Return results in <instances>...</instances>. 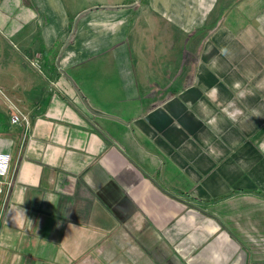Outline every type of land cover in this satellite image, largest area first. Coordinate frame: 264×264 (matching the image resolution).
I'll list each match as a JSON object with an SVG mask.
<instances>
[{
    "label": "crops",
    "instance_id": "0c3cea01",
    "mask_svg": "<svg viewBox=\"0 0 264 264\" xmlns=\"http://www.w3.org/2000/svg\"><path fill=\"white\" fill-rule=\"evenodd\" d=\"M78 1L0 0V264H264V0Z\"/></svg>",
    "mask_w": 264,
    "mask_h": 264
},
{
    "label": "built area",
    "instance_id": "2783aa9c",
    "mask_svg": "<svg viewBox=\"0 0 264 264\" xmlns=\"http://www.w3.org/2000/svg\"><path fill=\"white\" fill-rule=\"evenodd\" d=\"M27 64L34 70H39V62L36 58H26ZM0 97L7 116V124L9 127H18L22 130L19 142V148L22 147L27 139L30 131V121L27 114L10 98L3 94L0 90ZM9 159L6 155L0 156V177H4L9 168ZM5 178V177H4Z\"/></svg>",
    "mask_w": 264,
    "mask_h": 264
},
{
    "label": "rangeland",
    "instance_id": "374dc122",
    "mask_svg": "<svg viewBox=\"0 0 264 264\" xmlns=\"http://www.w3.org/2000/svg\"><path fill=\"white\" fill-rule=\"evenodd\" d=\"M109 1H113V0H109ZM255 1H257V0H254V9H256V6L258 5V3H256ZM78 2H80V5H82V7H85L87 5H93L94 3H97V4L107 3V0H80ZM10 128H12V127H10ZM13 128H18V127H13ZM16 130H18V129H16ZM8 166H9V168L7 170L6 175L4 176L5 178L0 177V217L4 214V212H3L4 210H1V209L3 208V205L5 203V197L7 196V192H8L7 190L10 187L9 183L11 181V179H10L11 178V170H12L13 166H11L10 162L8 163ZM115 241L117 243L119 241V239H115ZM144 256L147 257L148 255L145 252H143L141 254V257L144 258ZM180 257L182 260L184 257H186V255H184V256L180 255ZM247 258L248 259L245 263H248V264L254 263L253 262L254 261V255H252V257H250V260H249V255H247Z\"/></svg>",
    "mask_w": 264,
    "mask_h": 264
},
{
    "label": "clouds",
    "instance_id": "9594fccd",
    "mask_svg": "<svg viewBox=\"0 0 264 264\" xmlns=\"http://www.w3.org/2000/svg\"><path fill=\"white\" fill-rule=\"evenodd\" d=\"M218 51H219V54L225 55L226 52H227V49L226 48H220ZM233 87L234 88H239L240 87L239 82L234 83ZM217 92H218V89H216V88L211 89V91L209 93L210 97L215 95ZM208 124L210 126L215 125V121L214 120H209ZM213 131H215L214 128H213ZM258 146H259L261 151H264V142H258Z\"/></svg>",
    "mask_w": 264,
    "mask_h": 264
},
{
    "label": "trees",
    "instance_id": "16d2710c",
    "mask_svg": "<svg viewBox=\"0 0 264 264\" xmlns=\"http://www.w3.org/2000/svg\"><path fill=\"white\" fill-rule=\"evenodd\" d=\"M133 1H136L137 3H140V4H144L145 3V0H123V2L121 3V5H129L131 4ZM2 116V115H1ZM0 116V123L3 122L2 121V117Z\"/></svg>",
    "mask_w": 264,
    "mask_h": 264
}]
</instances>
